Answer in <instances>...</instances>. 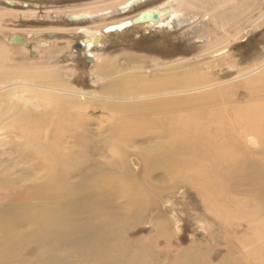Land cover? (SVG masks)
<instances>
[{
    "label": "bare ground",
    "instance_id": "bare-ground-1",
    "mask_svg": "<svg viewBox=\"0 0 264 264\" xmlns=\"http://www.w3.org/2000/svg\"><path fill=\"white\" fill-rule=\"evenodd\" d=\"M140 1L144 0H128L121 5V9L128 10ZM226 1L232 5L227 12ZM244 1L195 0V4L197 6L198 2H207L208 9H204L205 19L209 18L212 26L219 25L222 21L221 30L224 33L233 26L241 24L244 15L241 8L251 6L244 4ZM180 2L182 4L187 2L188 7H191L190 0H166L161 6L143 11L148 13L147 21L143 23L134 22L139 13L130 21L131 27H161L165 22L178 17L182 10ZM153 12L159 14V20H152ZM102 13L92 14L87 11L77 13L71 16L74 18L71 21H90L99 17L98 15H103ZM125 22L111 25L115 27L112 32L117 33L127 29L123 26ZM111 26L105 27L103 34L111 33L106 31ZM79 32L86 36L83 37L85 40L83 39L81 47L90 49L102 41L100 31L80 28ZM223 33H218L216 41L207 49L210 61L189 69L180 66L181 69L176 70L173 69L175 67H171L173 70H168L161 76L159 84L158 76L150 79L140 74L122 76L109 83L106 92L111 98H106L107 102L102 105L110 109L115 122L104 145L106 149L113 150L120 161L125 162L128 157L127 151L134 144L130 139L136 137L143 141L148 139L150 142L146 146H138L137 149L134 147L146 171L165 170L173 175L169 180H172L175 186L186 185L194 189L202 198L206 211L215 220L223 223L227 229L231 228L236 232L243 227L244 233L241 236L230 232L231 235L225 241L227 254L218 264H264V62L247 71L239 72L232 79V84L215 79L213 69L219 68L224 64V59L228 58L226 41L229 38ZM5 58L3 53L0 54V62ZM129 61L135 64L140 58L132 56L129 57ZM116 62L113 59L101 60L96 66L97 77L104 79L103 77L116 70L122 73L123 70ZM131 67L133 68L132 65ZM37 69L39 70L40 67ZM48 69L50 68L38 74L22 72L21 81L24 87L20 86L23 90L15 87L17 90L5 92L6 94L0 96V121L10 122L7 124V131L11 133L9 147L21 162L22 160L30 162L31 166L26 169L28 174L33 170L38 172L39 177L32 179L29 188L27 187V192L37 195H42L43 191L54 186L60 187L63 192V189H66L68 175L73 171L72 167L89 147H87V139L85 140L81 135L76 138V145L73 147L66 146L65 140L63 141V131L68 126L79 125L84 121L80 113L86 108L83 106L85 100L80 101L76 94L80 93L83 97L89 93L77 92L74 89L67 91V94H60L62 90L56 89H53L56 90L55 93L52 92L47 85L52 82L56 86L62 81L56 76L57 73ZM9 79L4 74L0 75V84L12 83L11 76ZM28 87L40 88L50 93L36 92L29 90ZM243 89L247 93L244 104L239 98L243 96ZM25 92L30 94V97H26ZM36 98L41 102L42 111L36 109L40 107ZM27 104H32V107H28ZM56 121L62 122L64 127L56 128ZM51 132H54L52 137H50ZM11 165V162L6 161L0 166V187L8 188L13 185L16 187L18 178L14 175L15 171L9 168ZM17 174L19 175V172ZM118 179V188L114 186L110 188L112 193L114 192L118 197L126 195L125 197L132 198V205L126 207L124 213L121 211L122 207L121 210L119 209L122 213L120 216L124 215L122 218L113 215L115 210H112L113 214H111L102 198L83 201L80 206L68 203L63 207L58 206L60 208L54 206H43L41 209L28 208L23 212V219L15 216L8 221L0 217L2 219H0V264L5 261H18L22 248L28 246L30 242L45 250L52 244L59 243L58 248L63 247V244L68 246L69 240L73 237L80 240L79 247L74 246L76 250L73 252L88 255L91 259L89 263L92 264H157V262L162 264L164 256L170 258L169 264H213L207 257L209 255L207 251L210 249L201 251L200 247L175 252L171 256L172 250L156 252L150 242L149 247L138 245L141 251L133 252L132 242L127 239L125 241V237L122 239V235L125 236L124 233L131 228L130 226L144 219L145 214L156 202L152 204L153 201L144 187L145 184L142 185L129 173ZM243 187L249 189L248 196L239 198L237 192L243 191ZM22 222H28L31 226L29 240H24V236L18 230ZM157 227L159 238L166 239L173 231L171 224L165 221H160ZM128 247L131 250L127 251ZM149 248L148 253L146 250ZM35 253L37 254L38 251ZM46 255H44L45 259L43 256L38 257V260L35 258L32 264L53 262L52 259L55 258L52 257L55 254L49 261ZM142 256L146 258L142 260Z\"/></svg>",
    "mask_w": 264,
    "mask_h": 264
},
{
    "label": "rangeland",
    "instance_id": "rangeland-1",
    "mask_svg": "<svg viewBox=\"0 0 264 264\" xmlns=\"http://www.w3.org/2000/svg\"><path fill=\"white\" fill-rule=\"evenodd\" d=\"M127 1L0 0V50H2L0 54L2 55L3 53L6 56L0 62V75L4 74L8 79L11 76L12 80V83L10 82L8 85L0 84V96L16 88L23 90L22 72L30 74L44 73L48 67L50 68L48 70L55 74L57 73L56 76L62 81V83L58 82L56 86L52 82L49 85L45 84L52 92L55 93L56 90H62L59 92L60 94H67V91L74 89L77 92L89 93L83 95V97L80 93L76 94L80 101L83 102L85 100L83 106L86 108L80 113L84 121H81L79 125L68 126L63 131V141L65 140L64 144L66 146H75L76 138L80 135L84 136L85 140H88L86 142H88L87 147L89 146L72 167L73 171L71 175H68L65 186L67 190L63 189V192L60 187L57 188L55 186L43 191L42 195L27 192L30 181L39 177V174L34 170L28 174L27 170L31 166L30 162H25V160L21 162V159L11 152L12 150L9 147L11 133L7 131V124L10 122L0 121V166L6 161L11 162L12 165L9 168L15 171L14 175L18 178L16 187L15 185L8 188L5 186L0 187L2 190H0V217L8 219V221H11L15 216L23 219V212H26L28 208L41 209L43 206L61 207V205L63 207L66 204L68 205V203H75V205L80 206L83 201L89 199L95 201L96 198H102L101 200L106 203L105 206L111 214L115 210L116 212L113 215L120 216L124 213L126 207L132 205V198L125 197L126 195H119L118 197V195H114V192L112 193L110 188L113 186L118 188V178L121 179V177L129 173L142 185L145 184L144 187L149 193L151 201H153L152 204L156 202L154 207H151L148 213L145 214L144 219L130 226L131 228L124 233L126 235H122V239L125 237L124 240L127 239V241L132 242V251L139 252L141 251L139 246L149 247L150 242L153 244L152 249L156 250V252L163 253L166 249L172 250L171 256L175 252L194 247L199 249L200 247L201 251L210 249L207 251L209 254L207 257L213 264H218L227 254L225 249L227 237L232 232L241 236L244 233L242 231L243 227L236 230V232L233 231L234 229H227L223 223L215 220L206 211L202 198L194 189L186 185L175 186L173 181L169 180L173 175L165 170L146 171L142 160L137 156L139 155L138 152L135 151L138 146H146L150 142L148 139L143 141L137 139V137L131 138L130 141L134 142V144L132 148H129L130 150L128 149V157L125 162L122 160L121 162L113 150L106 149L104 142L105 139L109 138L110 130L115 120H113L110 109L105 108L102 104L107 102L106 98H111L106 92L109 83H113L122 76L140 74L146 75L150 79L158 76L159 84L161 76L168 70H179L180 66L189 69L197 64H204L206 61H210L207 49L216 41V35L223 33L221 30L222 21L219 25L212 26L209 23V18L205 19L206 13L204 9H208L207 2H198L196 6L195 0H190L189 4H191V7H188L187 2L184 4L180 2L182 10H179H181V13L172 21L165 22V25H162L163 27L133 26L122 32L103 34L105 27L124 21H131L139 13L161 6L166 0H144L128 10L121 9V5ZM227 2L225 3L226 12L232 7ZM243 3L251 6L240 9L242 13L244 11L243 20L240 21L241 24L236 27L233 26L234 28L229 27L230 29L223 33L229 38L226 41L228 58L224 59V64L219 68L213 69V77L220 81H228V84L233 83L232 79L239 72L247 71L251 67L258 66L264 62V0H245ZM252 4L254 5L252 6ZM222 5L225 6L224 4ZM240 6L242 5L240 4ZM86 11L92 14L103 12V15H98L99 17L83 22H72L67 19L74 14ZM237 11L239 10L237 9ZM80 28L100 31L102 33V41L90 49L85 46L81 47L82 41L86 36L79 32ZM112 36L116 37L112 38ZM79 44L81 48L77 49ZM132 56L140 58V61L131 64L129 57ZM98 59L100 61L105 59L116 60V64L123 72L116 70L105 76L106 78L103 77L104 79L98 78L95 73L96 66L100 63ZM233 66L236 67L233 68ZM39 67L40 69L38 70L37 68ZM41 67L45 68L42 69ZM171 67L175 68L172 69ZM33 71L34 73H32ZM243 79L245 80V78ZM28 88L40 93H50V91L36 87ZM242 93L243 96H239V98L244 104L247 99L246 90L243 89ZM25 95L30 97V94L26 92ZM173 96L177 97V95ZM158 99L162 98L158 97ZM36 101L39 104L41 103L38 102L37 98ZM27 105L32 107V104ZM36 109L42 111L41 104ZM55 124L56 128L61 129L64 127L62 122L56 121ZM53 133H50V137L53 136ZM4 154L7 156H4ZM136 166L138 167L136 168ZM18 172L19 175L17 174ZM20 173L24 174L20 175ZM243 188V191L237 192L239 198L248 196L249 189L247 187ZM153 190L159 192L156 193ZM108 191L111 192L108 193ZM112 204L113 206H111ZM121 207L123 210H121ZM160 221L171 224L173 231L166 239L163 237L159 238L157 235V226ZM28 225V222H22L19 225L21 229L18 227L20 234L24 236V240H29L31 236V226ZM70 240L75 242L73 243ZM70 240L68 246L63 244V247L58 248L57 245L60 246L59 243L50 245L51 250H49V247L44 250V248L42 249L34 245L35 243L30 242L28 246L26 245L22 248L24 251L22 250V253L20 252L19 254L21 257H19L20 261H5L3 264H13L14 262V264H32L40 256L45 259V254L48 255H46L48 261L55 254L52 258H55L56 261L52 259L53 262L48 264L57 262L60 264L61 261L63 262L61 264H92L89 263L91 259H89L88 255L81 251V253L73 252L76 250L74 246H78L80 240L78 241L77 237H73ZM143 240L144 242H142ZM43 250L44 252H42ZM128 250H131L130 247H128ZM37 251L38 253L36 254L35 252ZM146 251L149 253L150 248ZM144 256L141 257L142 260L146 258ZM169 259V257L164 256L161 263L169 264Z\"/></svg>",
    "mask_w": 264,
    "mask_h": 264
},
{
    "label": "water",
    "instance_id": "water-1",
    "mask_svg": "<svg viewBox=\"0 0 264 264\" xmlns=\"http://www.w3.org/2000/svg\"><path fill=\"white\" fill-rule=\"evenodd\" d=\"M147 18H148V13L147 12H142V13H140V15L138 17H136L134 19V22L135 23H143V22L147 21ZM159 18H160L159 14L156 13V12H153L152 20L157 21V20H159ZM67 19L70 20V21L71 20H74L73 17H68ZM123 26L125 28H131L132 23L130 21H126ZM114 30H115V27L114 26H111V27H109V28L106 29L107 32H111V33H114V32H112ZM114 37H116V36H112V38H114ZM78 46L79 47H77V49H80L81 48L80 47V44Z\"/></svg>",
    "mask_w": 264,
    "mask_h": 264
}]
</instances>
